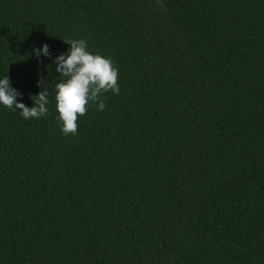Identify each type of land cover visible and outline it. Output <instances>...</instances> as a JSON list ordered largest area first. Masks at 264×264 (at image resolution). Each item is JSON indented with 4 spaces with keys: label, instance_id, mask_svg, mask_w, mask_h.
<instances>
[{
    "label": "trees",
    "instance_id": "16d2710c",
    "mask_svg": "<svg viewBox=\"0 0 264 264\" xmlns=\"http://www.w3.org/2000/svg\"><path fill=\"white\" fill-rule=\"evenodd\" d=\"M68 38L119 93L65 135ZM4 74L51 102L0 106V264H264V0H0Z\"/></svg>",
    "mask_w": 264,
    "mask_h": 264
},
{
    "label": "clouds",
    "instance_id": "9594fccd",
    "mask_svg": "<svg viewBox=\"0 0 264 264\" xmlns=\"http://www.w3.org/2000/svg\"><path fill=\"white\" fill-rule=\"evenodd\" d=\"M68 47L52 57L47 43L33 48V54L53 60L55 71L63 77L54 85V100L60 131L67 135L77 132V119L86 113L87 108L95 103L98 111L105 108L104 93H119L118 69L110 57L90 51L86 39L68 38L64 41ZM32 98V105L27 106L23 93L11 85L7 74L0 75V106L11 109L23 119H35L49 114L51 102L46 87ZM19 110V111H18Z\"/></svg>",
    "mask_w": 264,
    "mask_h": 264
}]
</instances>
